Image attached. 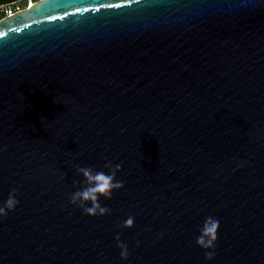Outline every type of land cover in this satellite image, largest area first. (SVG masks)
I'll return each mask as SVG.
<instances>
[{"label": "water", "instance_id": "obj_1", "mask_svg": "<svg viewBox=\"0 0 264 264\" xmlns=\"http://www.w3.org/2000/svg\"><path fill=\"white\" fill-rule=\"evenodd\" d=\"M109 161L123 187L86 215L77 169ZM12 189L0 264H264V0H36L0 19V206Z\"/></svg>", "mask_w": 264, "mask_h": 264}, {"label": "clouds", "instance_id": "obj_2", "mask_svg": "<svg viewBox=\"0 0 264 264\" xmlns=\"http://www.w3.org/2000/svg\"><path fill=\"white\" fill-rule=\"evenodd\" d=\"M107 160V158L105 157ZM104 168L109 169V173L104 171H96L92 167H80L77 171L82 174L83 180L79 183L83 186L71 193L70 203L81 208L83 213L89 216H103L110 210L106 206H101L99 198L102 196L106 199L111 198L113 190H117L123 187L122 181H116V173L121 169L120 164L115 166L109 161L104 164ZM16 189H12L9 193L7 200L3 206H0V216H6L8 211L13 210L19 201L16 199ZM90 204V206H88ZM134 225V218L129 217L123 221L121 227L131 228ZM220 227L219 220L208 216L199 227V235L196 237V244L205 250V257L208 260H212L215 256L213 251L216 247V241L218 239V229ZM117 247L121 249L119 255L121 259H127L128 246L120 241L119 234L115 237ZM139 243V242H137Z\"/></svg>", "mask_w": 264, "mask_h": 264}, {"label": "built area", "instance_id": "obj_3", "mask_svg": "<svg viewBox=\"0 0 264 264\" xmlns=\"http://www.w3.org/2000/svg\"><path fill=\"white\" fill-rule=\"evenodd\" d=\"M25 1V4L21 2ZM31 0H7L0 3V19L30 5Z\"/></svg>", "mask_w": 264, "mask_h": 264}, {"label": "flooded vegetation", "instance_id": "obj_4", "mask_svg": "<svg viewBox=\"0 0 264 264\" xmlns=\"http://www.w3.org/2000/svg\"><path fill=\"white\" fill-rule=\"evenodd\" d=\"M34 1H36V0H31V3L34 2ZM21 3L22 4H25V1H22Z\"/></svg>", "mask_w": 264, "mask_h": 264}, {"label": "trees", "instance_id": "obj_5", "mask_svg": "<svg viewBox=\"0 0 264 264\" xmlns=\"http://www.w3.org/2000/svg\"><path fill=\"white\" fill-rule=\"evenodd\" d=\"M4 1H7V0H0V3L4 2Z\"/></svg>", "mask_w": 264, "mask_h": 264}, {"label": "bare ground", "instance_id": "obj_6", "mask_svg": "<svg viewBox=\"0 0 264 264\" xmlns=\"http://www.w3.org/2000/svg\"><path fill=\"white\" fill-rule=\"evenodd\" d=\"M31 4V3H30Z\"/></svg>", "mask_w": 264, "mask_h": 264}]
</instances>
